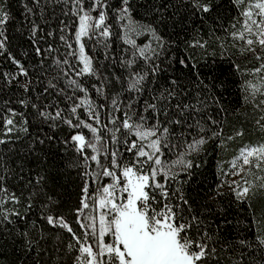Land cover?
Wrapping results in <instances>:
<instances>
[{"label":"snow or ice","instance_id":"snow-or-ice-1","mask_svg":"<svg viewBox=\"0 0 264 264\" xmlns=\"http://www.w3.org/2000/svg\"><path fill=\"white\" fill-rule=\"evenodd\" d=\"M32 3V7L24 5L26 15L33 17L28 39L40 59L30 73L9 52L6 26L11 14L8 0H0V56L11 59L16 67L15 72L3 76L8 85L15 82L27 96L19 103L32 110L36 127V135L32 136L28 114L8 109L11 115L5 118V135L15 132L32 137L28 147L31 155L41 150L39 146H47L49 152L56 147L52 135H41L43 126H66L69 134L60 144L65 153H72L68 166L79 177V195L75 208L68 210L74 217L70 222L60 211L59 201L45 191L46 175L37 172L34 180L26 181L27 194L21 191L17 195L7 186L14 170L5 165L6 172L0 175V223L13 224V218L27 222L36 209L44 225L68 234L65 250L73 254V264H209L218 251L214 243L210 244L215 232L207 230L205 219L193 207L195 201L186 194L184 185L192 170L201 166L203 161L198 162V158L207 153L210 141L225 146L223 130L208 109L209 100L219 105L215 89L217 83L223 85L221 76L229 69L205 57L210 54L223 59L230 48H237L240 55L261 61L255 71L264 73V0H231L239 9L242 20L237 22L242 28L229 33L233 43L227 46L221 42L218 53L208 50L222 38L213 40V34L206 37L202 27L197 26L213 17L219 20L217 0H160L159 4L150 0L145 14L158 18L148 22L134 15L137 0ZM49 3L61 7V16L54 14L51 19L58 22L45 32L41 25L50 24L45 14ZM37 9L40 23L35 19ZM170 9L173 23L179 22L188 38L182 39L177 33L173 39L170 33L161 31L159 25L167 23L165 13ZM231 27L235 29L236 24ZM42 32L44 35H39ZM141 36L147 37V42L137 43ZM48 38L60 46H53ZM116 40L126 46L122 48L123 56L110 55ZM86 41L93 47L102 43L104 60L109 64L90 55ZM61 48L65 50L62 53ZM231 66L243 76L239 64ZM41 84L43 87L33 98L30 93ZM243 89L246 103L257 95L264 96V75L257 83H244ZM49 93L56 100L40 102L47 101ZM60 103L65 107L61 108ZM260 107L264 111V100ZM218 111L225 109L219 106ZM256 123L264 132V115ZM244 135L236 131L228 139ZM5 143L0 139V144ZM28 163L29 157L25 156L18 165L20 173ZM42 163L37 160L38 167ZM231 167L233 171L227 175L246 174L253 177V182L224 181L211 200L222 205V198L232 195L231 202L250 206L257 188L264 194V175L259 176L257 184L253 172L264 173V143L241 148ZM225 187L227 192L221 190ZM32 226L35 240L30 231L21 235L26 240L25 254L35 251L34 264H39L45 251L40 243L46 238L45 230L37 228L35 222ZM239 243L244 248L252 247L247 240ZM256 243L264 249V236L257 235ZM235 264H243V260Z\"/></svg>","mask_w":264,"mask_h":264},{"label":"trees","instance_id":"trees-1","mask_svg":"<svg viewBox=\"0 0 264 264\" xmlns=\"http://www.w3.org/2000/svg\"><path fill=\"white\" fill-rule=\"evenodd\" d=\"M111 2L115 3L116 0H111ZM149 2L150 0H137V10L134 13L137 19L148 22L158 18L157 15L148 16L145 14V8L148 7ZM154 3L159 4L160 0H154ZM8 4L11 14V19L6 26V34L9 36L10 41L9 52L28 67L31 73L32 68L40 58L34 53L35 45L28 39V25L33 17L30 14L26 15L24 5L28 4L29 7H32L33 3L32 0H8ZM36 11L37 16L35 19L37 23H40L39 9ZM171 11L170 9L168 13H165L169 19L167 23L159 25L161 31L170 33L173 39L176 38L177 33L180 34L182 39L188 38V32L184 30L180 23H173L174 18L170 15ZM45 14L50 20L49 25H41L46 32L49 27H55L58 19L52 20L51 18L54 14L57 18L61 16V7L49 3L48 7L45 8ZM216 15L219 16V20L213 17L204 21L203 24L198 23L197 25L202 27L206 37L213 34V40H216L217 37L222 38V40H216L214 48H209V53L214 50L218 53L221 42L230 46L233 41L229 33L239 31L242 28V24L237 22L238 19L242 20L239 9L231 3V0H217ZM233 23L236 24L235 29L231 27ZM39 35L43 36L44 33L42 32ZM48 42L52 43L53 46H60L59 42L53 41L52 38H48ZM44 43V40L40 41L41 46ZM236 43L239 44L240 42L236 41ZM122 48V42L116 40L111 45L110 55L123 56ZM64 51L61 48V53ZM87 51L93 55L89 44H87ZM103 53L104 51L99 48L94 56L107 65L109 61L104 60ZM196 55L199 56L200 54L196 53ZM205 59L209 62L215 61V63L222 65L224 69H229L221 76V80L224 81L223 85L217 83L215 89L214 94L219 101V105L212 104L209 100L210 107L208 109L209 114L217 120V126L223 130L225 146L220 147L214 141L209 142L207 153L198 158V162L200 159L203 161L201 166L192 170L191 178L187 179L184 185L186 194L195 201L193 207L205 219L208 225L207 230L210 233L215 232L214 241L210 244L214 243L218 251L216 256L210 259L209 264H235L239 259L243 260V264H264V249L258 247L256 243L257 235L264 236V194H261L260 189H256L258 194L250 202V206L247 203L231 202L234 201L232 195L223 197L222 205H217L211 200L215 189L223 183L225 174L231 171V161L239 155L240 149L246 145L264 143V132H261L256 123L264 115V111H261L260 107V102L264 100V96L257 95L255 99L250 98L246 103L243 89L244 83L249 81L257 83L260 77L264 75V73L257 74L255 71L260 67L261 61L254 57L240 55L237 48H230L229 51L225 52L223 59L219 55L213 58L210 54ZM235 64L240 65L243 76L241 73L235 72V68L231 66ZM45 67H47V63ZM116 70L121 71L118 67ZM15 71L16 67L11 59L0 56V139L7 141L5 144H0V175L6 172L5 165H7V168L14 170L10 174L11 178L8 180L7 186L9 191H15L17 195L21 191L27 194L26 181L29 178L34 180L37 172L46 175L48 179L45 191L59 201L60 211L65 213L69 221L72 222L74 217L68 210L74 209L77 204L80 180L76 170L68 166L69 157L72 153H65L60 144L70 130L66 126L56 129L48 128L46 125L43 126L41 135L45 133L52 135L55 138L52 143L56 147L49 152L47 146H39L41 150L31 155H29L28 147L32 137L23 133L17 135L15 132L11 136L5 135V118L11 115L8 109L28 114L30 132L32 136L36 135L35 123L31 117L32 110L24 109L23 105L19 103L27 96L16 86L15 82L8 85L3 76L5 72L13 73ZM217 74L219 75V73ZM33 78L38 77L34 76ZM20 79L23 80L24 78L20 77ZM42 87V84L34 86V90L30 95L35 98ZM93 99L100 103L95 95H93ZM54 100H56V97L49 93L48 100L40 102L51 103ZM219 106H222L225 111H218ZM60 107H65V104L60 103ZM15 119L19 120L20 117L17 116ZM236 131H243L245 135L236 137L234 140L228 139V137L235 136ZM46 153L49 154L45 155ZM25 156L29 157L28 167L25 168L23 173H20L18 165ZM38 159L43 160L42 166L38 167ZM253 172L256 177L255 182L258 184L259 176L264 175V173L255 169H253ZM245 179L250 183L253 182L252 176L245 175ZM221 190L228 191L227 189ZM8 207H12V205L9 204ZM221 207L224 209L223 212L220 211ZM13 220L14 223L7 226L0 223V264H34V261L37 260L36 252L25 254L26 240L21 235L23 231H30L35 240L36 232L32 226L33 222H35L37 228H44L45 230L46 238L40 242L45 251L41 253L42 261L39 264H73V254H69L65 250L69 239L68 234L62 229L44 225L36 209L29 214L27 222L16 220V218H13ZM73 227H76L74 223ZM240 240H247L252 244V247L244 248L240 245ZM241 252L243 253L242 257Z\"/></svg>","mask_w":264,"mask_h":264},{"label":"rangeland","instance_id":"rangeland-1","mask_svg":"<svg viewBox=\"0 0 264 264\" xmlns=\"http://www.w3.org/2000/svg\"><path fill=\"white\" fill-rule=\"evenodd\" d=\"M145 42H147V37H144V36L139 37L138 40H137V43H145ZM87 44H89V45L91 46V49H92V52H93V56L97 53V50H98L99 48H100L101 50L105 51V49L103 48V44H102V43L97 44L95 47H93V46H92V42H87V41H86V48H87ZM123 47H126V46L123 45ZM123 54H124V53H123ZM90 55H92V54H90ZM68 91H69V93L71 94V90L68 89ZM83 131L85 132L86 135H90V133H88L86 129L83 130ZM232 171H233V169H232V167H231V171H230V172H232ZM230 172H227V173H230ZM227 173L225 174V177H224V179H223V182H224V181L231 182V181L234 179V180H236V181H238V182L243 183V180L245 179V175H246V174H245L244 176H231V175H227ZM224 189H227V188L225 187Z\"/></svg>","mask_w":264,"mask_h":264}]
</instances>
